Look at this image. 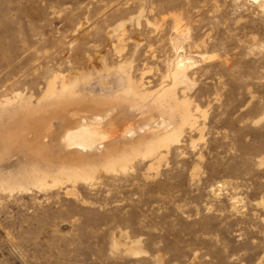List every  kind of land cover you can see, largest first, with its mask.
Masks as SVG:
<instances>
[{
	"label": "rangeland",
	"instance_id": "obj_1",
	"mask_svg": "<svg viewBox=\"0 0 264 264\" xmlns=\"http://www.w3.org/2000/svg\"><path fill=\"white\" fill-rule=\"evenodd\" d=\"M0 264H264V0H0Z\"/></svg>",
	"mask_w": 264,
	"mask_h": 264
},
{
	"label": "bare ground",
	"instance_id": "obj_2",
	"mask_svg": "<svg viewBox=\"0 0 264 264\" xmlns=\"http://www.w3.org/2000/svg\"><path fill=\"white\" fill-rule=\"evenodd\" d=\"M103 127H108V130H104ZM113 129V123H111V121H107L105 123V120L100 118L94 123L82 124L75 131L66 134L64 138V144L68 147L76 146L86 152H89L93 149L96 143L103 140L107 136L108 132L112 131ZM172 133H174V131ZM172 133L168 134V136H166L162 142H167V139L171 137Z\"/></svg>",
	"mask_w": 264,
	"mask_h": 264
}]
</instances>
